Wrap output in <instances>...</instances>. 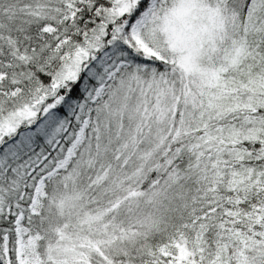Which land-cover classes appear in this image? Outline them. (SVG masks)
<instances>
[{"label": "snow or ice", "instance_id": "snow-or-ice-1", "mask_svg": "<svg viewBox=\"0 0 264 264\" xmlns=\"http://www.w3.org/2000/svg\"><path fill=\"white\" fill-rule=\"evenodd\" d=\"M0 264H264V0H0Z\"/></svg>", "mask_w": 264, "mask_h": 264}]
</instances>
